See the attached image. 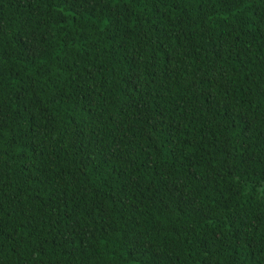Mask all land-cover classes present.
Masks as SVG:
<instances>
[{
  "label": "trees",
  "instance_id": "trees-1",
  "mask_svg": "<svg viewBox=\"0 0 264 264\" xmlns=\"http://www.w3.org/2000/svg\"><path fill=\"white\" fill-rule=\"evenodd\" d=\"M0 264H264V0H0Z\"/></svg>",
  "mask_w": 264,
  "mask_h": 264
}]
</instances>
